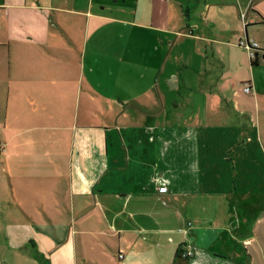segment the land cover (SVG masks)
<instances>
[{
  "label": "crops",
  "instance_id": "obj_1",
  "mask_svg": "<svg viewBox=\"0 0 264 264\" xmlns=\"http://www.w3.org/2000/svg\"><path fill=\"white\" fill-rule=\"evenodd\" d=\"M104 1L0 0V264H264V0Z\"/></svg>",
  "mask_w": 264,
  "mask_h": 264
},
{
  "label": "rangeland",
  "instance_id": "obj_2",
  "mask_svg": "<svg viewBox=\"0 0 264 264\" xmlns=\"http://www.w3.org/2000/svg\"><path fill=\"white\" fill-rule=\"evenodd\" d=\"M114 0H105L104 3H106V7L104 5H100L99 7H105V13L107 14L108 11L109 13L111 12L110 10V6H112V2ZM120 1H129L128 3H131V6L133 5V3H135V0H118V2L116 3V5H118L119 3H121ZM148 2V0H147ZM143 2H141L140 0V4H142ZM141 15L138 14V17H140ZM141 18V17H140ZM136 22H140L139 19H136ZM151 26L148 21H147V62H149L150 66H154V69H158L160 67V65H163L166 57L168 56V61L169 63H171V61H173L174 58V54L175 52H177L180 48L178 47L179 45V40L178 38H176V36H170L168 37V40L165 39V35L160 34L156 29H153L155 27L159 28V24L157 22H153L152 26ZM176 42V43H175ZM177 46V47H176ZM172 69V66H170V64L167 65V73L162 75L161 77L159 75H154L153 78V84H155V79L157 81V83L159 81H161L162 85H164L165 83V87L166 90L165 92H161L159 89V96H161L162 100H168L170 102V99H174L177 101V103L182 102L183 101V109L186 111H190L192 110V99L195 100L198 103V100L200 99V95L198 94V92L195 90V88L191 89L188 88L189 90L185 89V91L181 90L180 88L178 89H171L169 87V81L172 80V78H176L175 75L173 73H169L170 70ZM192 86V85H190ZM241 88L243 89V85H240ZM239 86V87H240ZM188 87V86H186ZM244 93V92H243ZM201 103V101H200ZM197 108V107H196ZM161 107L160 105H157L156 110H160ZM174 110V109H173ZM171 110V107L168 106L167 107V111H173ZM186 114H189L190 112H185ZM203 113V112H202ZM203 115V114H200ZM203 123H199L197 124V126H203ZM207 128V127H206ZM240 173V172H239ZM241 178V176H238V181ZM184 253H191V252H184ZM183 253H181V257H183L182 255ZM192 256V253H191ZM190 256V257H191ZM185 259H188L185 258ZM184 264V263H181Z\"/></svg>",
  "mask_w": 264,
  "mask_h": 264
},
{
  "label": "built area",
  "instance_id": "obj_3",
  "mask_svg": "<svg viewBox=\"0 0 264 264\" xmlns=\"http://www.w3.org/2000/svg\"><path fill=\"white\" fill-rule=\"evenodd\" d=\"M241 22L243 24L244 27H247L248 25L254 24V20L248 18L247 13H242L241 16ZM238 46L245 49L247 51L248 54V58L250 61L254 60L256 58L257 55V49H258V45L255 42H249L245 39H241L238 42ZM158 192L160 193H164L166 192V188L165 187H158L157 188ZM183 258H189L191 256V253H183ZM119 258H122V256L120 255Z\"/></svg>",
  "mask_w": 264,
  "mask_h": 264
},
{
  "label": "trees",
  "instance_id": "obj_4",
  "mask_svg": "<svg viewBox=\"0 0 264 264\" xmlns=\"http://www.w3.org/2000/svg\"><path fill=\"white\" fill-rule=\"evenodd\" d=\"M250 62L252 66H256L258 64V55H256V58Z\"/></svg>",
  "mask_w": 264,
  "mask_h": 264
},
{
  "label": "water",
  "instance_id": "obj_5",
  "mask_svg": "<svg viewBox=\"0 0 264 264\" xmlns=\"http://www.w3.org/2000/svg\"><path fill=\"white\" fill-rule=\"evenodd\" d=\"M256 52H257V51H256ZM173 81H174V78H172V80L169 81V87H170V88H174V87H175Z\"/></svg>",
  "mask_w": 264,
  "mask_h": 264
}]
</instances>
